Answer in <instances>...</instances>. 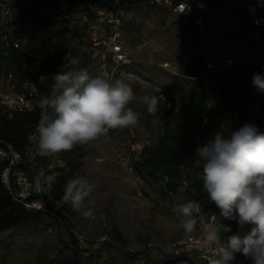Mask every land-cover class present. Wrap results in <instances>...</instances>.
<instances>
[{"label":"trees","instance_id":"16d2710c","mask_svg":"<svg viewBox=\"0 0 264 264\" xmlns=\"http://www.w3.org/2000/svg\"><path fill=\"white\" fill-rule=\"evenodd\" d=\"M75 2L76 0H71ZM151 0H83L86 5H102L114 11L130 12L134 6ZM185 2L190 13L188 23L197 21L196 8L203 7L210 12L226 11L233 5H239L245 0H173ZM19 18L28 17L30 23L26 28H17L14 33L24 38V43L19 49H11L7 52L8 68L16 75L20 83L32 82L42 98L48 95L52 85V75L59 71V66L64 62L66 53L80 59V67H99L97 51L92 47L90 34L87 28L81 26H69L65 20H57L52 12L44 11L48 0H39L35 6L21 4ZM152 6V5H151ZM242 11V10H241ZM184 14H179L182 17ZM243 16H248L242 11ZM3 33H0V37ZM77 42V44H74ZM197 57L182 68V83L178 84L168 96V105L163 121V132L153 137V146L147 148L139 162L134 165L135 173L142 174L146 180L162 182L164 188L175 194L185 180L187 190L195 194L205 207L212 211L213 203L207 199V194L202 190V180L198 171L185 172L189 163L200 159L197 156V148L202 146L199 136L205 134L210 139L217 131L235 130L245 123H253L260 126L264 121V110L256 111L259 99L263 93L258 92L252 84L254 74H258L260 65H253L251 69L243 71L226 69L222 72L203 67V56L200 54L197 41L193 42ZM93 72V69H92ZM1 74V66H0ZM42 76H47L41 80ZM41 109L37 108L32 113H15L8 118L0 109V139L14 146L24 156L28 148L35 145L28 139L33 133L40 118ZM161 123V122H160ZM83 145L74 147L71 151L60 154L64 165L50 167L52 157H42L38 160V169L45 171V176L55 174V182L50 186V198L41 196L45 202V210L29 212L8 191L2 181V172L9 167L8 160L0 158V233L15 228H24L41 221L43 213L66 214L67 206L58 207L55 201L63 195L66 182L80 167L79 159L82 157ZM201 160V159H200ZM29 175L30 165L23 166ZM160 172V175L157 173ZM167 178V180H166ZM40 197V196H39ZM67 215V214H66ZM65 224L70 229V247L68 254L51 257L41 255V264H137L141 259V253L129 250L125 245L116 246L112 242H104L97 249H81L71 232L73 225L68 215L64 217ZM223 226L230 227L232 232L237 231V223L233 220L223 219ZM227 233L221 231L222 239ZM122 239V238H121ZM124 241V240H123ZM104 247L117 248L123 252V259L116 261L113 257L102 260L100 253ZM95 251V253H93ZM144 257L143 264H207L196 260L188 262L184 256L166 255L160 250Z\"/></svg>","mask_w":264,"mask_h":264},{"label":"rangeland","instance_id":"374dc122","mask_svg":"<svg viewBox=\"0 0 264 264\" xmlns=\"http://www.w3.org/2000/svg\"><path fill=\"white\" fill-rule=\"evenodd\" d=\"M29 3L30 0L19 1L23 7ZM241 10V6L233 5L226 11L210 12L199 6L196 8L197 21L188 23L190 13L179 17L168 9L146 3L134 6L125 14L126 26L121 33L134 53H138L141 48L144 52L148 48L154 50L155 62H150L153 67L150 66L147 73L136 64L133 68L126 67L124 82L134 88V92L139 88L147 93L162 91L170 96V92L183 82L182 68L197 57L194 41L198 43L203 56V67L206 69L219 72L226 69L243 71L257 64L261 66L258 74L264 75L260 49L251 39L250 26ZM20 11L21 6L17 5L15 16L18 19L11 26L6 24L0 11V33L8 29L28 27L31 21L28 17L19 18ZM23 34L21 32L19 35ZM139 45L142 46L140 49ZM169 60L181 61L185 65L176 72L171 66L163 65ZM83 68L92 76L101 72L99 67L90 68L87 65ZM169 70H174L175 73ZM154 75L160 79H154ZM259 102L264 104V93ZM160 122L159 134L164 127L163 121ZM209 139L205 134L199 136L203 144ZM82 153L80 167L70 179L86 177L94 190L81 212L73 211L67 206L66 214L72 228L86 236L96 249L104 245L103 238H109L116 246L125 245L129 250L140 252L141 259L137 264H143L144 257L149 253L157 259L156 254L146 248L149 243L160 245L161 252L172 255L173 246L184 237L174 211L177 205L185 203L180 188L175 194H171L162 182L149 181L142 174L123 169L117 162L107 135L83 145ZM60 154L52 157L51 162L56 160L55 165L63 166ZM202 163L200 159L191 161L183 170L200 173ZM38 170V164L30 165L31 173ZM157 174L160 175V172ZM35 175L36 173L33 177L29 175V180L34 179ZM1 178L3 183L11 179V188L15 184L14 176L6 170L2 172ZM85 211H90L92 215L85 217ZM31 222L35 225L0 233V264H41V255L55 257L70 252V229L65 223L61 224L49 212L43 213L40 222L36 223L33 218ZM109 256L121 261L123 252L117 248L104 247L100 253L101 259L106 260ZM180 256H184L182 258L188 262L197 260L191 254L181 253Z\"/></svg>","mask_w":264,"mask_h":264},{"label":"clouds","instance_id":"9594fccd","mask_svg":"<svg viewBox=\"0 0 264 264\" xmlns=\"http://www.w3.org/2000/svg\"><path fill=\"white\" fill-rule=\"evenodd\" d=\"M47 76H42L44 80ZM51 90L39 101V121L29 141L41 157L71 151L107 135L110 130L134 127L139 115L130 107L136 99L133 89L122 80H110L106 72L92 76L80 67V59L66 53L59 71L52 75ZM253 87L264 93V75L254 74ZM163 98L145 97L149 111H155ZM203 161L199 176L207 199L219 209L212 223L200 233V252L207 264H233L236 254L251 264H264V132L253 123H245L226 134L213 138L197 148ZM55 174L38 180L51 186ZM94 190L86 177L68 180L56 206H70L81 212ZM185 238L196 233L201 206L195 201L174 209ZM90 217V211L83 212ZM221 218L237 223V231L223 226ZM246 226H250L246 230ZM221 231L232 233L222 239ZM211 249V254L208 250Z\"/></svg>","mask_w":264,"mask_h":264},{"label":"built area","instance_id":"2783aa9c","mask_svg":"<svg viewBox=\"0 0 264 264\" xmlns=\"http://www.w3.org/2000/svg\"><path fill=\"white\" fill-rule=\"evenodd\" d=\"M19 1L0 0V11L8 26H11L18 19L15 16L14 4H18ZM38 3L39 0H30L29 4L35 6ZM150 4L162 8L169 7L176 14H184L188 10V5L185 2L175 3L173 0H151ZM241 8L249 18L251 39L260 49L264 61V0H245L241 4ZM44 11L52 12L55 19L65 20L71 27L81 26L87 28L91 45L97 51L100 71L106 72L110 79L127 76L126 67L133 65V58L121 33L126 12L114 11L99 4L89 6L83 0H76L75 2L71 0H48V5L44 8ZM23 43L24 38L16 35L14 29L5 30L0 37V109L8 118H12L15 113L26 114L34 112L37 108L40 109L39 101L41 97L36 86L29 81L20 83L16 75L7 66V52L13 48H21ZM154 96L163 98L158 105L159 117L162 118L168 105V97L162 91L156 92ZM262 110H264V104L261 102L257 105L256 111L261 112ZM258 128L261 132H264V121ZM227 132L229 130L226 129L225 134ZM152 146L153 138L151 136L143 135L136 126L126 128V137L120 142L116 154L117 162L123 169L135 173L134 165L140 161L143 152ZM0 158L9 161V167L5 170L12 173L15 184L12 188L10 187L11 179L4 184L15 200L21 203L29 212L45 210L46 205L41 196L51 197L50 186L38 183V180H43L46 177L45 171L40 168L34 179L29 180V174L23 167L31 164L37 165L38 160L42 158L37 154L36 147L28 148L22 156L13 145L0 139ZM55 162L56 160L50 162V167L54 166ZM180 191L184 194L185 203L195 201L200 204L202 211L196 217L198 220L196 233L190 238L183 237L176 243L173 246V254H191L197 260L207 263L200 252V233L212 223L213 213L219 216V209L213 203L212 211L208 210L200 200L188 192L185 180L182 182ZM53 216L61 224H64V217L67 215L53 214ZM222 220L223 218L220 220L221 223ZM71 232L81 249H96L94 244H91L89 239L81 232L74 228L71 229ZM102 241L111 242L109 238H103ZM146 248L151 252L162 249L160 245L154 243L147 244ZM211 252L212 250L209 249L208 254H211ZM233 264H251V261L244 257L242 260L233 262Z\"/></svg>","mask_w":264,"mask_h":264},{"label":"crops","instance_id":"0c3cea01","mask_svg":"<svg viewBox=\"0 0 264 264\" xmlns=\"http://www.w3.org/2000/svg\"><path fill=\"white\" fill-rule=\"evenodd\" d=\"M157 7V6H155ZM162 8V7H160ZM165 9H168L170 12L174 13L172 11L171 8L169 7H163ZM176 14V13H174ZM179 15V14H176ZM126 23L124 21V26L123 28H125ZM142 46H138V49H140ZM128 50L130 51V54L132 55L133 58V65L131 66L132 68L135 67V64L137 65V67L139 69H142L144 73H147V70L149 69V67H153L150 62H155V56H154V50H149V48L144 52L143 48H141L140 50H138V53H134L133 48H129L127 46ZM163 65H166V67H172L176 70V72H178L181 67H183V65H185L184 63H182L181 61H176V60H169L168 62L163 63ZM129 68V67H128ZM171 73H175L174 70H169ZM101 72H99L100 74ZM150 73V72H148ZM149 75V74H148ZM152 75V74H150ZM109 77V75H108ZM154 79L159 80V76L154 75ZM171 75H170V79H171ZM122 80L124 81V78L121 77H115L113 79H110L111 81H115V80ZM153 79V77L151 78ZM153 79V80H154ZM1 81V79H0ZM155 81V80H154ZM169 82V80H168ZM126 83V82H125ZM128 84V83H127ZM129 85V84H128ZM134 91V88H133ZM136 99L132 102V104H130V107L133 108L139 115V121L138 124L136 125V127L138 128V130L143 134V135H148L151 136L152 138L159 135L160 130H159V125H160V121L161 118L159 117V110L157 108V110L155 111H149L148 109V105L147 103L144 101L145 97H153L155 95L156 92H146L141 91L139 88L134 92ZM107 136L110 138L112 147L114 148L115 154H117L118 152V148H119V144L122 140L125 139L126 137V128L124 129H118V130H110L107 133ZM250 226H246V230L247 228ZM244 258V256L240 253L236 254V259L234 262L242 260Z\"/></svg>","mask_w":264,"mask_h":264}]
</instances>
